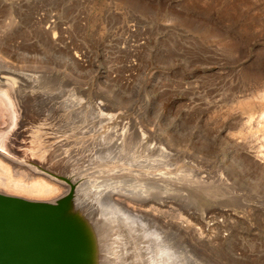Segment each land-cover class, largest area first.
Here are the masks:
<instances>
[{
	"label": "rangeland",
	"instance_id": "rangeland-1",
	"mask_svg": "<svg viewBox=\"0 0 264 264\" xmlns=\"http://www.w3.org/2000/svg\"><path fill=\"white\" fill-rule=\"evenodd\" d=\"M0 63L46 77L51 142L95 125L84 148L126 151L128 168L87 164L47 196L0 185L20 202L0 228L22 244L1 264H264V0H0ZM108 114L120 118L107 125ZM47 151L33 164L49 165Z\"/></svg>",
	"mask_w": 264,
	"mask_h": 264
},
{
	"label": "bare ground",
	"instance_id": "bare-ground-1",
	"mask_svg": "<svg viewBox=\"0 0 264 264\" xmlns=\"http://www.w3.org/2000/svg\"><path fill=\"white\" fill-rule=\"evenodd\" d=\"M29 85V86H28ZM21 87L18 89V87ZM48 82L45 76L43 75H25L22 72H18V70H16L15 68H13L12 66H6L3 63H0V185L3 186H12L14 189H16L17 191H20L23 189L25 191H29L31 193L34 192V194L39 193L40 195L42 194H46V196L48 195V193H51V191L53 192V186L51 184V182L55 181V182H64L66 181V183H75L74 181H78V177H80V170L82 169H86L85 166L88 164L90 165L89 168L91 169H95L94 173L97 172H104V171H111V173H127L126 171L128 170V168L126 166H119L117 163L120 162L123 159V155H125V153H123L124 151H122V153L119 154V152H117L115 150V148L112 150L108 147L107 151H103V152H98V151H93L90 146L91 143L89 144V148H84V146L82 145V143L84 142V140H86V143L88 142V139L92 138L93 140V135L91 133H93V125L91 128H87L85 129V126L83 128H78V132L79 133V137L76 135H74L75 137V141L74 140H67L65 137V141H62V144H58L57 142L53 141L51 142L50 139L56 140V137L54 133H52V131H55V129H58L60 124L58 123V120L56 123H52L49 122V120H51L53 117L52 112L45 109V107L43 108V102H41L44 98L48 97L50 95L49 92H47L46 90H48ZM70 92V91H69ZM75 96V95H74ZM38 99V100H36ZM71 99V98H70ZM75 99V97H74ZM40 100V101H39ZM79 103V102H77ZM82 104V102H81ZM73 105V104H72ZM76 105V104H75ZM80 105V104H79ZM78 105V106H79ZM94 106V105H93ZM66 107V106H65ZM68 108V107H67ZM65 110V109H64ZM73 112L71 114L70 111H67V113H69V117H72V115L76 116V119L79 115L81 116L82 112L78 111V107L77 109L73 108L72 109ZM89 110V109H88ZM101 110V109H100ZM92 111V110H91ZM98 111V110H97ZM95 112V111H94ZM101 112V111H100ZM87 113V112H86ZM90 113V112H89ZM87 113L85 114L87 115H93L92 113ZM84 114V113H83ZM82 114V115H83ZM105 114V113H104ZM74 116V117H75ZM79 116V117H80ZM33 118V123H28V120L30 118ZM83 117V116H82ZM88 117V116H87ZM90 117V116H89ZM120 118V116L118 115H113V114H108V115H104V122H106V124L108 123L109 125L113 124V122L115 121L116 118ZM73 118V117H72ZM92 118V117H91ZM118 118V119H119ZM35 119V120H34ZM90 119V118H88ZM98 119V118H97ZM102 119V118H101ZM122 119V117H121ZM86 121V120H85ZM101 121V120H100ZM81 123V122H80ZM84 123V121H83ZM94 123V122H91ZM103 123V122H101ZM116 123V122H115ZM77 124V123H76ZM96 124V123H95ZM107 124V125H108ZM118 124V123H117ZM116 125V124H114ZM135 125V124H134ZM87 126V125H86ZM88 126V127H89ZM121 126V124L119 125ZM118 126V127H119ZM97 127V126H96ZM95 127V128H96ZM103 127V126H102ZM116 127V126H115ZM114 127V128H115ZM104 128H106L104 126ZM109 128V127H108ZM107 128V129H108ZM132 132H136L137 130L135 129V127H130ZM101 129V128H100ZM117 129V128H116ZM103 130V129H102ZM101 131V130H100ZM121 131V130H120ZM140 131V130H139ZM51 132V133H50ZM69 132V131H68ZM73 132V131H72ZM76 133V134H77ZM106 133V132H105ZM59 134V133H58ZM61 134V133H60ZM91 134V136L89 135ZM110 134V133H109ZM95 137H97L98 139V135L97 133H95ZM133 135V134H132ZM63 136V135H62ZM68 136V135H67ZM134 136V135H133ZM61 137V136H59ZM58 137V138H59ZM69 137V136H68ZM107 137V136H106ZM120 137V136H119ZM123 137V136H122ZM50 138V139H49ZM137 138V137H135ZM140 138V137H139ZM101 139V138H100ZM121 139V137H120ZM123 139H127L123 138ZM130 139V138H128ZM133 139V138H132ZM143 139V138H142ZM58 140V139H57ZM131 140V139H130ZM129 140V142H131ZM135 140V139H134ZM60 141V140H59ZM74 141V142H73ZM80 141V142H79ZM90 141V140H89ZM114 141V140H113ZM120 141V140H119ZM123 142V140H121ZM125 141V140H124ZM127 141V140H126ZM133 141V140H132ZM142 141V140H141ZM121 142V143H122ZM127 142V143H129ZM134 142V141H133ZM71 143H75L78 145V150L75 153H68V156H66V158L61 157L60 153L61 151L63 152V150L61 149V146H66V145H71ZM97 143V141H95V144ZM124 143V142H123ZM139 143V142H137ZM136 143V146L138 145ZM94 144V142H93ZM103 145V143H102ZM105 145V143H104ZM126 143L124 144L125 147ZM141 145V144H140ZM38 147L37 150L40 151V153H44L43 149H45L46 147L48 148V151L46 152L48 154V159L50 160V164L47 165L46 162L42 159L39 158L38 161L36 162L37 165L33 164V160L32 157L37 155L38 157H43L39 152L36 154L35 151L31 153L30 151V147ZM114 146V145H113ZM121 146V145H120ZM97 147V144H96ZM70 148V146H69ZM68 148V149H69ZM103 148V147H102ZM127 151L129 152V148L127 145ZM137 148V147H136ZM156 148V147H155ZM95 149V147H94ZM120 149V148H119ZM125 149V148H124ZM123 149V150H124ZM145 149V148H144ZM121 150V149H120ZM30 153H29V152ZM144 153V150H142ZM166 151V150H165ZM69 152V151H68ZM73 152V151H72ZM141 152V151H140ZM56 153V155H55ZM132 153V152H131ZM135 153V152H134ZM137 153V152H136ZM65 154V153H64ZM100 154L104 155V156H100ZM127 154V153H126ZM166 154V153H165ZM164 154V155H165ZM67 155V153H66ZM135 155V154H134ZM148 155V154H147ZM36 156V157H37ZM131 158V154L129 155ZM133 156V155H132ZM144 156V155H143ZM62 158V160H59V158ZM140 157V156H139ZM150 157V156H149ZM148 157V158H149ZM86 161L83 163V161ZM136 158V157H135ZM145 158V157H144ZM132 159V158H131ZM173 159V158H172ZM117 160V162H116ZM133 160H137L134 159ZM76 161V163H75ZM115 161V163H114ZM123 161V160H122ZM144 161V160H143ZM146 161H148L146 159ZM145 162V161H144ZM143 162V163H144ZM150 162V161H149ZM147 162L149 165L146 168H150L152 170L154 165L153 163H149ZM153 162V161H151ZM10 163L12 164V166H14V169H16L17 167L19 168H24L26 173L24 171H22L21 173L18 171H15L14 175L11 172V169L9 167ZM82 165H81V164ZM123 163V162H122ZM155 163V162H154ZM166 163V162H163ZM129 164L131 166H136V167H144L145 165L143 164H136V163H131V161H129ZM34 165V166H33ZM128 165V166H130ZM147 165V164H146ZM160 165V164H159ZM131 168V167H130ZM157 168V167H156ZM64 169H69L71 173V175H65V171ZM101 169H103L101 171ZM154 169V168H153ZM89 170V169H88ZM99 170V171H98ZM118 170V171H117ZM91 171V170H90ZM88 171V172H90ZM97 171V172H96ZM169 171V169H168ZM93 172V171H92ZM137 172V171H136ZM163 172V171H162ZM85 173H87V171H85ZM107 173V172H104ZM102 174V173H101ZM109 174V173H108ZM41 175L43 176L44 179H41L40 181H33V177L34 176H38ZM82 175V172H81ZM122 175V174H121ZM128 175V174H127ZM127 175H123L122 178L124 176ZM134 175V174H133ZM162 175V174H161ZM3 176H7L6 178V183L5 180L3 179ZM71 176V177H70ZM117 176V175H115ZM165 176V175H164ZM18 178L20 177L21 179H14V178ZM86 176H84L83 178H85ZM128 177V176H127ZM145 177V176H143ZM148 177V176H147ZM113 178V177H112ZM119 178V177H118ZM142 178V177H141ZM156 178V177H155ZM81 179V178H80ZM115 180V178H113ZM143 179V178H142ZM38 180V179H37ZM83 180V179H82ZM124 180V178L122 179ZM147 180V179H146ZM149 180V178H148ZM150 180H152V178L150 177ZM149 180V181H150ZM154 180V179H153ZM158 180V179H157ZM30 181H32V183H30ZM119 181V180H118ZM155 181V180H154ZM117 182V181H116ZM125 182V181H124ZM80 183V181H79ZM155 182H153L154 184ZM55 184V183H54ZM126 184V182H125ZM161 184V183H160ZM159 184V185H160ZM79 185V184H78ZM84 185V184H82ZM89 185V184H88ZM124 185V184H123ZM132 185V184H131ZM150 185V184H149ZM148 185V186H149ZM152 185V184H151ZM56 186V185H55ZM77 186V185H76ZM130 186V185H129ZM163 186V185H161ZM71 187V186H70ZM69 187V188H70ZM82 187V186H81ZM132 187V186H131ZM146 187V186H145ZM59 188V187H58ZM67 188V187H66ZM76 188V187H75ZM80 187L76 188L79 189ZM129 188V187H128ZM141 188V187H140ZM147 188V187H146ZM145 188V189H146ZM162 187H160L161 189ZM74 189V187H73ZM75 189V191H76ZM130 189V188H129ZM142 189V188H141ZM144 187L143 190L145 191ZM55 190H59V189H55ZM69 190V189H68ZM149 192L151 190L147 189ZM146 190V191H147ZM142 191V190H141ZM58 192V191H57ZM56 192V193H57ZM138 192V191H137ZM55 193V194H56ZM69 193V192H68ZM136 193V192H135ZM140 193V191H139ZM142 193V192H141ZM54 194V193H51ZM50 194V195H51ZM80 194V193H79ZM85 195V193H83ZM146 194V193H145ZM144 195V194H143ZM55 196V195H54ZM94 196V195H93ZM16 199V198H15ZM19 199V198H18ZM21 201V200H20ZM60 201V199L58 200ZM57 202V201H56ZM20 202H18L17 200H13V199H5V197L0 195V212L2 213V211L4 210H11L13 211L14 209L18 208L20 205ZM45 204V203H44ZM41 205V204H40ZM49 205V204H48ZM102 205V204H101ZM27 207V205L24 204V207ZM44 206V205H43ZM98 212V211H97ZM100 214V212H99ZM1 215V214H0ZM107 215V213H106ZM104 215V216H106ZM120 216V215H119ZM12 217V216H11ZM94 217V216H93ZM92 217V218H93ZM100 217L99 215L96 216ZM95 218V217H94ZM110 217L108 216V219ZM126 218V217H125ZM128 218V217H127ZM106 219V220H108ZM111 219V218H110ZM109 219V220H110ZM6 220V219H5ZM13 220V218H12ZM102 220V219H101ZM105 220V222H106ZM92 221V220H91ZM95 221V220H94ZM104 221V219H103ZM104 222V223H105ZM109 222V221H108ZM130 222V219L128 221V219H126L125 224L126 226L132 230L133 232V228H135L134 224L133 227L128 223ZM11 223V221H10ZM102 223V222H100ZM111 222H109L110 225ZM116 223V222H114ZM124 223V222H122ZM5 224V223H4ZM97 224V223H96ZM103 224V223H102ZM101 224V225H102ZM113 224V222H112ZM111 224V226H112ZM124 224V225H125ZM106 225V223L104 224ZM107 225V226H109ZM116 225V224H114ZM110 226V227H111ZM97 227V225H96ZM102 227V226H101ZM100 227V228H101ZM108 227V228H110ZM115 227V226H114ZM113 227V228H114ZM148 227V226H147ZM106 228V227H103ZM121 228V227H120ZM127 228V229H128ZM139 228V227H138ZM102 229V228H101ZM11 230L12 227H4V228H0V254L7 256V254L9 255V252L12 251L16 245L18 246L17 243H19L20 241L18 239H16L18 236H20V234L18 235L17 233H19L18 231L15 233V237L11 236ZM22 230V229H21ZM110 230V229H109ZM117 230V229H116ZM115 230V231H116ZM137 230V228H136ZM13 231V230H12ZM15 231V229H14ZM59 231V230H58ZM113 231V230H111ZM24 232V231H23ZM107 232V229L103 232L105 233ZM138 232V230H137ZM130 233V231H129ZM137 234V233H136ZM139 234V233H138ZM164 234V233H163ZM13 235V234H12ZM22 235V233H21ZM107 235V233H106ZM131 235H133V233H131ZM121 237V235H118ZM140 236V235H139ZM106 237V236H104ZM119 237V239H120ZM131 237V236H130ZM107 238V237H106ZM104 238V240L106 239ZM117 238V237H116ZM28 239V238H27ZM102 239V237H101ZM110 239V238H109ZM112 239V238H111ZM114 239V238H113ZM127 239H130L129 237ZM126 239V243H128V240ZM19 242H18V241ZM22 240V239H21ZM24 240V239H23ZM26 241V240H25ZM29 241V240H27ZM111 241V240H109ZM122 241H120L121 243ZM132 242V241H130ZM164 242V241H163ZM25 243V242H24ZM73 243V242H72ZM111 243V242H110ZM124 243V242H123ZM162 243V242H161ZM20 244V243H19ZM31 244V242H30ZM70 244V243H69ZM122 244V243H121ZM135 244V243H134ZM137 244V243H136ZM28 245V244H27ZM71 245V244H70ZM107 245H109L107 243ZM128 245V244H126ZM144 245V244H143ZM158 245V244H157ZM20 246H22V244H20ZM30 246V245H29ZM106 246V245H105ZM115 246V245H114ZM119 246V245H118ZM117 246V247H118ZM125 246V245H123ZM130 246V245H129ZM129 246H126L129 248ZM146 246V245H145ZM151 246V245H150ZM19 247V246H18ZM111 247V244H110ZM148 247V245H147ZM20 248V247H19ZM106 247H104L105 249ZM127 248V249H128ZM135 248V247H132ZM131 248V249H132ZM137 248V247H136ZM145 248V247H144ZM23 249V248H22ZM108 249V247H107ZM106 249V250H107ZM152 249V248H151ZM17 250V249H15ZM103 250V249H102ZM110 250V249H109ZM122 249H120L121 252ZM130 250V249H129ZM136 250V249H135ZM138 250V249H137ZM143 250V249H142ZM18 251V250H17ZM21 251V250H20ZM105 251V250H104ZM113 251V250H110ZM118 250H116L117 252ZM125 250H123L122 252H124ZM139 251V250H138ZM151 251V250H149ZM161 251V250H160ZM170 251V250H169ZM19 252V251H18ZM30 252V251H29ZM109 252V251H108ZM107 252V253H108ZM142 252V251H141ZM147 252V251H146ZM13 253V252H12ZM16 253V251H15ZM104 253V252H103ZM102 253V254H103ZM106 253V254H107ZM111 253V252H110ZM118 253V252H117ZM126 253V252H125ZM131 253V252H130ZM140 253V251H139ZM21 254V252H20ZM105 254V253H104ZM115 254V253H114ZM134 254V252H133ZM11 255V254H10ZM15 255H19V254H15ZM14 259L17 261V258ZM109 255V253L107 254ZM137 255V253H136ZM20 256V255H19ZM106 256V255H105ZM135 256V255H134ZM139 256V255H138ZM10 257V256H9ZM133 257V256H132ZM153 257V256H152ZM179 257V256H178ZM5 258V257H4ZM8 258V257H7ZM6 258V259H7ZM13 258V257H12ZM135 258V257H133ZM139 257H137L138 259ZM192 258V257H191ZM3 259V258H2ZM10 259V258H9ZM113 258L112 260L114 261ZM111 259H109L110 261ZM126 260V259H124ZM123 260V261H124ZM130 260V259H127ZM2 261V260H1ZM0 261V264H1ZM7 261V260H6ZM21 261V260H20ZM122 261V260H121ZM133 261V260H132ZM135 261V259H134ZM108 262V261H107ZM137 262V261H136ZM142 263V261H139ZM7 263V262H5ZM4 263V264H5ZM9 264L11 262H8ZM104 263V262H103ZM109 263V262H108ZM111 263V262H110ZM109 263V264H110ZM131 262H129L130 264ZM148 263V262H147ZM181 263V261H180ZM12 264V263H11ZM18 264V263H17Z\"/></svg>",
	"mask_w": 264,
	"mask_h": 264
},
{
	"label": "water",
	"instance_id": "water-1",
	"mask_svg": "<svg viewBox=\"0 0 264 264\" xmlns=\"http://www.w3.org/2000/svg\"><path fill=\"white\" fill-rule=\"evenodd\" d=\"M3 255L0 254V259L2 258Z\"/></svg>",
	"mask_w": 264,
	"mask_h": 264
}]
</instances>
